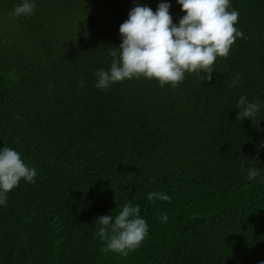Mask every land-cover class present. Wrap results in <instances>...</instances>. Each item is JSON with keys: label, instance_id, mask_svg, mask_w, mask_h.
<instances>
[{"label": "trees", "instance_id": "16d2710c", "mask_svg": "<svg viewBox=\"0 0 264 264\" xmlns=\"http://www.w3.org/2000/svg\"><path fill=\"white\" fill-rule=\"evenodd\" d=\"M161 2L36 0L16 17L20 0H0V147L38 171L0 206V264L264 261V108L236 119L240 96L264 103V0H231L246 38L211 80L201 71L175 88L134 78L98 89L129 11ZM169 2L178 24L185 13ZM251 167L260 175L249 181ZM152 191L171 199L149 201ZM128 202L149 234L127 256L106 253L95 221Z\"/></svg>", "mask_w": 264, "mask_h": 264}, {"label": "clouds", "instance_id": "9594fccd", "mask_svg": "<svg viewBox=\"0 0 264 264\" xmlns=\"http://www.w3.org/2000/svg\"><path fill=\"white\" fill-rule=\"evenodd\" d=\"M176 3L185 13L178 24L173 23L169 0H162L155 11L150 6L135 4L120 25L121 43L119 48H112L110 68L95 73L98 89L106 90L117 82L134 78L156 80L161 86L175 88L184 81L186 73L201 71L211 80L217 58H226L235 41L246 38L236 27L239 10L232 7L231 0H176ZM36 7V0H20L10 15L31 16ZM239 79V76L233 79V85ZM85 83L81 78L79 87L83 88ZM237 106L240 111L236 119L252 120L264 103L250 101L242 95ZM259 175L258 167L247 169L249 181ZM37 176V169L28 165L20 152L12 147H0V206L6 205L9 193L21 180L34 183ZM147 198L149 201L171 199L161 191L149 192ZM111 213L95 221L96 235L104 241V252L127 256L141 247L149 234V225L140 215L138 204L128 202L115 216ZM168 219L167 213L160 214L162 223Z\"/></svg>", "mask_w": 264, "mask_h": 264}]
</instances>
